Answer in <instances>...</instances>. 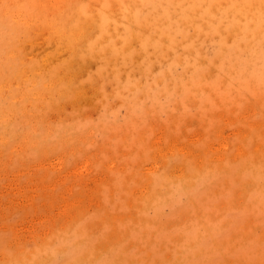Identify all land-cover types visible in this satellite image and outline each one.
Instances as JSON below:
<instances>
[{
    "label": "rangeland",
    "instance_id": "1",
    "mask_svg": "<svg viewBox=\"0 0 264 264\" xmlns=\"http://www.w3.org/2000/svg\"><path fill=\"white\" fill-rule=\"evenodd\" d=\"M48 1H1L0 264H264V202L250 197L257 178L244 170L234 175L227 163L240 168L250 156L264 166V46L247 44L259 37L240 41L243 31L219 30L209 14L180 20L168 11L161 15L167 32L154 24L130 32L123 0H81L112 15H100L81 52L70 56L57 33L62 17L54 12L58 8L49 10ZM63 1L59 11L76 0ZM159 5L150 0L141 18L156 19ZM224 39L227 48L219 50ZM190 169L201 173L186 193L171 180L190 186ZM161 172L168 175L166 187L154 192V176Z\"/></svg>",
    "mask_w": 264,
    "mask_h": 264
},
{
    "label": "bare ground",
    "instance_id": "2",
    "mask_svg": "<svg viewBox=\"0 0 264 264\" xmlns=\"http://www.w3.org/2000/svg\"><path fill=\"white\" fill-rule=\"evenodd\" d=\"M2 0H0V9L2 10V9H4V4L1 2ZM19 1V0H18ZM63 0H49L48 2H46V5L47 6H50L49 7V10H51L52 12L55 10L54 8H58V12L56 13V10L54 11L55 12V14H58V16H60V17H62V18H60V19H58L57 17V20H56V18H55V20H56V23L58 24L57 26H56V28L58 29V36H59V41L62 43L63 41H65V45H67L68 47H70L69 48V51L70 50H72V52L70 53L71 55L70 56H73V54L75 53V54H78V53H80L81 52V50H82V48L80 47V45H82L81 44V42H82V40L83 39H85L86 38V35H89L88 33L92 30V25L95 23V22H99L100 21V19H101V17H99L100 15H103V14H105V12L107 13V15L109 16L110 15V12L108 11H106V10H104V9H101L100 8V10H97V9H95V8H93V7H91V8H87V6H83V5H81V0H76L75 1V4L73 5V6H71V8H70V10H67V11H62V10H60L59 11V5H60V3L62 2ZM150 0H123V13H125V15H126V18H125V21H124V25H125V28L126 29H128L130 32H132V31H134V30H137V29H140V30H144L143 28H145L146 26H148V25H150V24H154V26L155 27H157L158 29H160L161 31H163V30H165V26H167L168 25V22H165V21H163V19L164 18H161V17H163V16H161L162 14H165V13H163V12H166V11H168V12H170V13H172V12H174V13H176L178 16H179V18H180V20H186L185 18L187 17V18H189V17H193L194 15H197L198 16V14L199 13H206V14H209L210 16H211V18H214V19H216L215 21H214V24L217 26V27H220V29L219 30H221V29H225V28H228V27H233V29L231 30L232 32L234 31V32H236V31H240V32H242V33H239L240 35H241V37L242 38H240V41H243L244 40V38H249V37H253V36H256V37H259L258 39H256L255 41H249V43H247V44H249L248 46H254L255 47V45H257L259 42H262V46H264V0H158V2L160 3V5H159V7L157 8V10L159 9V12L160 13H158L157 12V18L156 19H154V20H149L148 18L146 19V21H144L141 17V14L143 15V13L145 12V10H144V6L149 2ZM5 2V1H4ZM43 2V1H42ZM41 2V3H42ZM45 2V1H44ZM64 2V1H63ZM96 2V1H95ZM10 3H12L11 2V0H10ZM40 3V4H41ZM73 3V2H72ZM83 3V2H82ZM85 3V2H84ZM13 4H15L14 2H13ZM94 4V3H93ZM24 5H26V4H24ZM42 5V4H41ZM40 5V6H41ZM90 5H92V4H90ZM90 5L88 6V7H90ZM96 5H98V4H96ZM115 5V4H114ZM14 6V5H13ZM117 6V5H116ZM37 9V8H36ZM146 9V8H145ZM1 10H0V12H1ZM7 10V9H6ZM38 10H40V9H38ZM45 10H47V9H45ZM115 10V9H114ZM117 10H118V8H117ZM3 11V10H2ZM22 11H24L23 9H22ZM42 11V10H41ZM48 11V10H47ZM112 11H113V9H112ZM10 12V11H9ZM12 12V11H11ZM33 12V11H32ZM46 12V11H45ZM49 12V11H48ZM115 12H116V10H115ZM3 13H5V11L3 12ZM15 13V12H14ZM18 13V12H17ZM22 13V12H21ZM36 13V12H35ZM51 13V12H50ZM99 13V14H98ZM152 13H154V12H152ZM151 13V14H152ZM16 14V13H15ZM47 14V13H46ZM49 14V13H48ZM52 14V13H51ZM54 14V13H53ZM45 15V14H44ZM112 15V14H111ZM110 15V16H111ZM118 15V14H117ZM29 16H30V14H29ZM29 16H27V19L29 18ZM43 16V15H42ZM47 16H50V14L49 15H47ZM53 16V15H52ZM115 16V15H114ZM189 16V17H188ZM208 16V15H207ZM5 17V16H4ZM13 17H15V16H13ZM17 17H20V18H22V14H18V16ZM127 17H128V19H127ZM166 17H168V18H170V16H166ZM174 17V16H173ZM227 17V18H226ZM2 18V17H1ZM32 18H34L33 16H32ZM117 18V17H116ZM161 18V19H160ZM195 18H196V16H195ZM198 18V17H197ZM208 18V17H207ZM206 18V19H207ZM211 18H209L210 20H211ZM226 18V22H227V25L225 26V27H223V24L221 23V19H225ZM260 18L261 20H258V19ZM5 19V18H4ZM39 20H40V18H38ZM118 19V18H117ZM127 19V20H126ZM205 19V20H206ZM30 20L31 19H29L27 22H30ZM36 19H34V21H35ZM50 20V19H49ZM54 20V19H53ZM121 20V19H120ZM189 20V19H188ZM192 20H194V19H192ZM250 20H256L255 22L253 21V22H251ZM18 21V20H17ZM20 21V20H19ZM48 21V20H47ZM201 22H202V20H200ZM7 22V21H6ZM10 22V21H9ZM22 22V21H21ZM32 22V21H31ZM61 22V23H60ZM181 22V21H180ZM179 22V23H180ZM205 22V21H204ZM16 23V22H15ZM51 23V22H50ZM50 23H46V25L48 24V26H49V24ZM174 23V22H173ZM184 25H186V22L184 21ZM188 23V22H187ZM196 23V22H195ZM194 23V24H195ZM40 24V23H39ZM54 24H55V22H54ZM101 24H102V22H101ZM183 24V23H182ZM193 24V25H194ZM5 25H7V24H5ZM32 25V24H31ZM36 25H37V30L38 29H40V28H38V24L36 23ZM41 25V24H40ZM192 25V26H193ZM197 25H199V24H197ZM203 25H204V23H203ZM206 25V24H205ZM1 26V25H0ZM25 26V25H24ZM33 26V27H34ZM94 26V25H93ZM110 26V25H109ZM181 26V25H180ZM6 27V26H5ZM29 27V26H28ZM32 27V28H33ZM40 27V26H39ZM95 27V26H94ZM118 27V26H117ZM173 27V26H172ZM223 27V28H222ZM22 28V27H21ZM31 28V27H30ZM52 28V27H51ZM50 28V29H51ZM55 28V27H54ZM119 28V27H118ZM117 28V29H118ZM185 28H186V26H185ZM190 28H191V26H190ZM13 29V28H12ZM50 29H49V31H50ZM148 29H150V27L148 28ZM154 29H156V28H154ZM203 29H205V28H203ZM17 30V29H16ZM15 30V31H16ZM23 30V29H22ZM21 30V31H22ZM37 30H36V32H37ZM40 30H42V29H40ZM39 30V31H40ZM46 30V29H45ZM53 30V29H52ZM151 30V29H150ZM0 31H1V29H0ZM6 31V30H5ZM9 31V30H8ZM32 31H35V30H32ZM31 31V33H33ZM93 31V30H92ZM94 31H96V30H94ZM108 31H110V30H108ZM149 31V30H148ZM166 31V30H165ZM195 31V30H194ZM203 31V30H202ZM46 32V31H45ZM119 32V31H118ZM167 32V31H166ZM171 32H173V31H171ZM231 32V33H232ZM246 32V33H245ZM35 33V32H34ZM53 33V32H52ZM51 33V34H52ZM56 33V32H55ZM96 33V32H95ZM111 33H114L113 31L111 32ZM117 33V32H116ZM122 33V32H121ZM194 33V32H193ZM192 33V34H193ZM20 34H23V32L22 33H20ZM44 34V33H43ZM50 34V35H51ZM91 34V33H90ZM134 34V33H133ZM132 34V36H134ZM233 34V33H232ZM16 35H18V34H16ZM46 35H48V34H46ZM94 35V34H93ZM93 35H91V37L93 36ZM111 35H113V34H111ZM111 35H108V36H111ZM115 35V34H114ZM189 35V34H188ZM22 36V35H21ZM56 35H53V37H55ZM104 35H102V37H103ZM140 35H138V37H139ZM143 36H144V34H143ZM142 36V37H143ZM163 36V35H162ZM187 36V35H186ZM189 36H191V35H189ZM188 36V37H189ZM217 36V35H216ZM229 36V35H228ZM13 37V36H12ZM64 37V38H63ZM82 37V38H81ZM89 37H90V35H89ZM89 37H88V39H89ZM107 37V36H106ZM105 36L103 37V39L104 38H106ZM166 37V36H165ZM170 38V36H169V32H168V35H167V38ZM192 37H193V35H192ZM27 38V37H26ZM26 38H24V39H26ZM41 38V37H40ZM44 38V37H43ZM46 38V37H45ZM81 38V39H80ZM176 38H178L177 36H176ZM1 39V38H0ZM87 39V38H86ZM133 39H134V37H133ZM171 39L172 38H170L169 39V41H171ZM45 40V39H44ZM55 39H53V41H54ZM57 40H58V38H57ZM90 40V39H89ZM152 40V39H151ZM168 40V39H167ZM187 40V39H186ZM248 40H250V39H248ZM39 41V40H38ZM52 41V42H53ZM85 41V40H84ZM86 41H88V40H86ZM104 41H105V39H104ZM134 41V40H133ZM165 41V40H164ZM185 41V40H184ZM228 41V40H227ZM1 42V41H0ZM30 42V41H29ZM32 42H34V41H32ZM40 42L42 43V41H41V39H40ZM45 41H43V43H44ZM55 42V41H54ZM57 42V41H56ZM79 42V43H78ZM101 42V41H100ZM99 42V43H100ZM120 41H118V43H119ZM177 42H178V40H177ZM220 42L221 43H217L218 44V46H219V50H222V49H226L227 48V42H226V39H224L223 41H221L220 40ZM28 43V42H27ZM31 43V42H30ZM35 43V42H34ZM91 43V42H90ZM90 43H88V45H90ZM102 43V42H101ZM117 43V44H118ZM183 43V42H182ZM4 44V43H3ZM2 44V45H3ZM20 44V43H19ZM63 44V43H62ZM79 44V45H78ZM98 44V43H97ZM128 44V43H127ZM132 44V43H131ZM130 44V45H131ZM239 45H240V43H238ZM260 44V43H259ZM1 45V44H0ZM54 45V44H53ZM85 45V44H84ZM135 45V44H134ZM178 45V44H177ZM20 46V45H19ZM44 46V45H43ZM55 46H56V44H55ZM54 46V47H55ZM64 46V45H63ZM132 46V45H131ZM176 46V45H175ZM174 46V47H175ZM194 46V45H193ZM229 46H233V45H229ZM26 47V46H25ZM24 47V48H25ZM45 47V46H44ZM53 47V46H52ZM89 47H91V46H89ZM129 47V46H128ZM137 47V46H136ZM243 47V46H242ZM244 47H246V45H244ZM60 48V47H59ZM94 48H96V47H94ZM124 48V47H123ZM126 48V47H125ZM232 48V47H231ZM248 48H250V47H248ZM259 48V47H258ZM26 49V48H25ZM24 49V50H25ZM27 49H28V46H27ZM47 50H49L48 48H46ZM46 49H45V51H46ZM53 49H55V48H53ZM60 49H65V51H67L66 50V48H65V46H64V48H60ZM109 49V47L107 48V53H108V50ZM129 49V48H128ZM140 49V48H139ZM143 49H144V46H143ZM164 49V48H163ZM244 49H246V48H244ZM18 50V49H17ZM33 50H35V49H33ZM38 50H39V48H38ZM79 50H80V52H79ZM126 50V49H125ZM165 50V49H164ZM191 51H192V49H190ZM255 50H256V48H255ZM37 51V50H36ZM94 51V50H93ZM178 51H180V49L178 50ZM182 51V50H181ZM180 51V52H181ZM237 51V53H238V50H236ZM242 51V50H241ZM245 51V50H244ZM252 51H253V49H252ZM15 54H17L18 52L16 51V49H15ZM14 52H12V54L14 53ZM17 52V53H16ZM34 52V51H33ZM42 52V51H41ZM101 52V51H100ZM188 52H189V50H188ZM227 51H225L224 53H226ZM243 52V51H242ZM248 52V51H247ZM60 53H61V51H60ZM59 53V54H60ZM63 53V52H62ZM66 53V52H65ZM64 53V54H65ZM183 53V52H182ZM192 52H190V54H191ZM211 53V52H210ZM235 53V52H234ZM253 53V52H252ZM258 53H259V50H258ZM1 54V53H0ZM12 54H10L11 56V58H12ZM34 54V53H33ZM37 54V53H36ZM35 54V55H36ZM45 54H47V51H46V53ZM95 54V53H94ZM184 54V53H183ZM183 54H181V55H183ZM194 54V53H193ZM243 54H245V53H243ZM255 54V53H254ZM253 54V55H254ZM35 55H33V56H35ZM67 56L69 55L68 54V51H67V54H66ZM66 55H64L65 57H66ZM135 55H137V54H135ZM142 55H143V53H142ZM223 55V54H222ZM248 55V54H247ZM250 55H252V54H250ZM252 55V57H254ZM261 55V54H260ZM259 55V56H260ZM1 56V55H0ZM2 56H4V55H2ZM9 56V55H8ZM7 56V57H8ZM18 56V55H17ZM16 56V57H17ZM37 56V55H36ZM46 57H47V55H45ZM58 56V55H57ZM57 56H54V57H57ZM60 56V55H59ZM75 56V55H74ZM94 56V55H93ZM193 56V55H192ZM212 57H213V55H211ZM242 56V55H241ZM240 56V57H241ZM256 56V55H255ZM258 56V57H259ZM262 56H264V52H263V55ZM25 57V56H24ZM65 57H63V58H65ZM77 57V56H76ZM135 57V56H134ZM133 57V58H134ZM138 57V56H137ZM179 57V56H178ZM217 58H218V56H216ZM216 57H215V61H216ZM223 57V56H222ZM225 57V56H224ZM233 57V56H232ZM248 57H249V55H248ZM22 58V57H21ZM31 58V57H30ZM45 58V57H44ZM59 58V57H58ZM58 58H56V59H58ZM139 58V57H138ZM176 58V57H175ZM182 58V57H181ZM180 58V59H181ZM219 58H221V57H219ZM264 58V57H263ZM8 59V58H7ZM17 59H19V56L16 58V62H17ZM23 59V58H22ZM28 59V58H27ZM51 59H52V57H51ZM50 59V60H51ZM55 59V61H54V63H57V62H59V60L60 59H62V57H60V59H58V61ZM88 59V58H87ZM113 59V58H112ZM183 59V58H182ZM189 59H191V58H189ZM232 59V58H231ZM234 59V58H233ZM253 59H256V58H253ZM26 60V59H25ZM36 60V59H35ZM46 60V59H45ZM44 60V61H45ZM48 60H49V58H48ZM63 60V59H62ZM74 61V59H71L70 60V64ZM119 60H120V57H119ZM198 60H200V59H198ZM204 60V59H203ZM260 60V59H259ZM262 60V59H261ZM264 60V59H263ZM10 61V60H9ZM12 61V60H11ZM10 61V62H11ZM44 61H40V62H43L44 63ZM72 61V62H71ZM87 61V60H86ZM89 62H91L90 60H88ZM104 61H106V60H104ZM114 61V60H113ZM116 61V60H115ZM135 61H137V60H135ZM135 61H134V63H135ZM177 61V60H176ZM180 61V60H179ZM230 61V60H229ZM250 61H251V59H250ZM250 61H249V63L248 64H250ZM3 62V61H2ZM2 62H0V63H2ZM24 62V61H23ZM48 62V61H47ZM109 62V61H108ZM117 62V61H116ZM115 62V63H116ZM188 62V61H187ZM214 62V61H213ZM219 62V61H218ZM245 62V61H244ZM247 62V61H246ZM29 63V62H28ZM50 63H52V62H50ZM76 63V62H75ZM86 63V62H85ZM110 64H111V62H109ZM118 63V62H117ZM134 63H131V64H134ZM138 63V62H137ZM137 63H135L134 65H136ZM180 63V62H179ZM202 63V62H201ZM258 63H260V62H258ZM20 64L21 63H19V65H18V68H19V72H20V70H21V68H20ZM69 64V65H70ZM79 64H82V63H79ZM88 63H86V65H87ZM91 64H93V63H91ZM104 64V63H103ZM109 64V65H110ZM217 64V63H216ZM228 64V63H227ZM231 64V63H230ZM235 64V63H234ZM237 64V63H236ZM252 64V63H251ZM8 65V64H7ZM10 65H11V63H10ZM44 65H46V64H44ZM68 65V66H69ZM72 65V64H71ZM85 65V64H84ZM83 65V66H84ZM89 65V64H88ZM94 65H96V64H94ZM93 65V66H94ZM114 65V64H113ZM212 65H214V63L212 64ZM223 65V64H222ZM35 66V65H34ZM46 66H48V65H46ZM52 66V65H51ZM50 66V67H51ZM65 66V65H64ZM80 66V65H79ZM121 66V65H120ZM124 66V65H123ZM139 66V65H138ZM143 66V65H142ZM146 66H148V65H146ZM169 66V65H168ZM221 66V65H220ZM233 66V65H232ZM232 66H231V68H232ZM238 66H239V64H238ZM238 66H237V68H238ZM248 66V65H247ZM246 66V67H247ZM249 66H251V65H249ZM248 66V67H249ZM253 67H254V65H252ZM11 67H13V65L11 66ZM17 67V66H16ZM49 67V68H50ZM77 67V66H76ZM88 67V66H87ZM92 67V66H91ZM129 67H130V65H129ZM139 67H141V66H139ZM179 67V66H178ZM198 67V66H197ZM228 67V66H227ZM234 68L236 67V66H233ZM240 67L241 66H239V68L238 69H240ZM258 67V66H257ZM5 68V67H4ZM15 67H13V69H14ZM44 68V67H43ZM46 68V67H45ZM75 68V67H74ZM80 68H82V67H80ZM134 68H136V67H133L132 69H134ZM142 68V67H141ZM173 68V67H172ZM216 68H219V67H216ZM226 68V67H225ZM230 68V69H231ZM11 69V68H10ZM48 69V68H47ZM62 69V68H61ZM66 69H68V68H66ZM84 69H88V68H84ZM121 68H119V70H120ZM123 69V68H122ZM121 69V70H122ZM139 69V68H138ZM174 69V68H173ZM207 69V68H206ZM257 69V68H256ZM37 70V69H36ZM44 70V69H43ZM50 71H52L51 70V68L49 69ZM71 70H73V68L71 69ZM79 70V69H78ZM109 70V69H108ZM115 69H113V71H114ZM125 70H126V68H125ZM180 70V69H179ZM220 70V69H219ZM223 70H224V68H223ZM232 70V69H231ZM235 70H236V68H235ZM244 70V69H243ZM242 70V71H243ZM245 70H247L246 68H245ZM262 70V69H261ZM23 71H26V70H24L23 69ZM59 71H61V70H59ZM77 71V70H76ZM80 72H82L83 70H79ZM87 71V70H86ZM112 71V72H113ZM116 71V70H115ZM126 71H128V68H127V70ZM133 71H138V70H133ZM174 71V70H173ZM207 71V70H206ZM222 71V70H221ZM230 71V70H229ZM58 71H56V73H57ZM67 72V71H66ZM125 72V71H124ZM210 72V71H209ZM232 73H233V71H231ZM230 72V73H231ZM239 72V71H238ZM0 73H2L1 71H0ZM10 73V72H9ZM14 73H15V71H14ZM26 73V72H25ZM38 73H40V72H38ZM43 73V72H42ZM46 73H48V72H46ZM45 73V74H46ZM71 73V72H70ZM89 73V72H88ZM142 73V72H141ZM146 73V72H145ZM151 73V72H150ZM176 73V72H175ZM182 73V72H181ZM208 73V72H207ZM217 73H218V71H217ZM227 73V72H226ZM235 73V72H234ZM240 73V72H239ZM242 73V72H241ZM247 73V72H246ZM28 74V73H27ZM35 74V73H34ZM68 74V73H67ZM77 74V73H76ZM85 74H86V72H85ZM84 73H83V75H85ZM90 74V73H89ZM131 74H132V72H131ZM136 74H139L138 72L136 73ZM198 74V73H197ZM210 74V73H209ZM222 74V73H221ZM225 74V73H224ZM243 74V73H242ZM241 74V75H242ZM254 74V73H253ZM17 75V74H16ZM26 75V74H25ZM25 75L24 76H22L23 77V80H25L24 79V77H25ZM35 75H37V74H35ZM39 75V74H38ZM61 75H63V74H61ZM70 75V74H69ZM68 75V76H69ZM73 75H74V72H73ZM71 76L70 75V78L71 77H75V76ZM81 75V77H83L82 76V74H80ZM123 75V74H122ZM133 75V74H132ZM134 75H135V73H134ZM173 75V74H172ZM177 75H178V73H177ZM208 75V74H207ZM228 75H229V72H228ZM232 75V74H231ZM237 75V74H236ZM236 75H235V77H236ZM239 75V74H238ZM45 77H47L46 75H44ZM58 76H59V74H58ZM78 76V75H77ZM88 76V75H87ZM96 76V75H95ZM95 76H94V79H95ZM123 76H125V73H124V75ZM122 76V78H124ZM226 76V75H225ZM230 76V75H229ZM229 76H227V78L229 77ZM13 77V76H12ZM105 77V76H104ZM173 77V76H172ZM176 77V76H175ZM211 77H213V76H211ZM16 78V77H15ZM36 78V77H35ZM34 78V79H35ZM62 78V77H61ZM65 78H66V76H65ZM67 78H69V77H67ZM65 79V80H63L65 83H66V86H67V84H68V86H69V82L70 81H68V79ZM69 78V79H70ZM179 78H180V74H179ZM205 78V76H204V71L202 70V74H201V79H204ZM219 78H221V77H219ZM231 78V77H230ZM234 78V77H233ZM22 79V78H21ZM20 79V80H21ZM28 79V78H27ZM63 79V78H62ZM78 79H80V77L79 78H77V80ZM102 79V78H101ZM182 79V78H181ZM200 79V78H199ZM222 79H226V78H224V76L222 77ZM221 79V80H222ZM262 79V78H261ZM15 80V79H14ZM19 80V81H20ZM54 80H55V78H54ZM60 81H61V79H59ZM75 80H76V78H75ZM124 80V79H123ZM205 80H206V78H205ZM255 80V79H254ZM6 81V80H5ZM18 81V80H17ZM28 81H31V79L30 80H28ZM34 82H35V80H33ZM37 81V80H36ZM43 81V80H42ZM84 81V80H83ZM92 81V80H91ZM90 81V82H91ZM126 81V80H125ZM128 81V80H127ZM172 81V80H171ZM223 81V80H222ZM227 81V80H226ZM249 81H251V80H249ZM253 81V80H252ZM251 81V82H252ZM258 81V80H257ZM7 82V81H6ZM52 82V81H51ZM50 82V83H51ZM55 81H53L52 83H54ZM57 82H58V80H57ZM73 82H75L74 80H73ZM131 82V81H130ZM173 82V81H172ZM225 82V81H224ZM234 82V81H233ZM237 82V81H236ZM256 82V81H255ZM259 82V81H258ZM257 82V83H258ZM260 82H262V81H260ZM4 83V82H3ZM14 83V82H13ZM12 83V84H13ZM22 83V82H21ZM20 83V84H21ZM38 83V82H37ZM36 83V84H37ZM46 83V82H45ZM51 83V84H52ZM86 83H89V82H86ZM86 83H85V85H86ZM93 84L95 83V82H92ZM177 83V82H176ZM181 83V82H180ZM238 83V82H237ZM241 83V82H240ZM257 83H255V85H257ZM0 84H2V83H0ZM15 84V83H14ZM18 84V83H17ZM54 84H57V83H54ZM92 84V85H93ZM246 84V83H245ZM248 84V83H247ZM250 84V83H249ZM261 84V83H260ZM6 85H7V83H6ZM19 85V84H18ZM32 85V84H31ZM47 85V84H46ZM50 85V84H49ZM49 85H47V86H49ZM80 85H82V84H80ZM179 85V84H178ZM181 85V84H180ZM179 85V86H180ZM254 85V84H253ZM1 86V85H0ZM5 86V85H4ZM8 86H9V84H8ZM22 85H20V87H21ZM52 86V85H51ZM54 86V85H53ZM79 86V85H78ZM178 86V87H179ZM50 87V86H49ZM84 87V86H83ZM91 88L93 87V86H90ZM97 87H98V85H97ZM144 87V86H143ZM9 88V87H8ZM22 88V87H21ZM28 88H31L30 86L28 87ZM48 88V87H47ZM55 88V87H54ZM66 88V87H65ZM74 88V87H73ZM81 88V87H80ZM86 88V86L84 87V89ZM153 88V87H152ZM250 88V87H249ZM2 89V88H1ZM5 88H3V90H4ZM24 89V88H23ZM32 89V88H31ZM62 89H64V88H62ZM61 89V90H62ZM77 89H79V88H77ZM83 89V88H82ZM143 89V88H142ZM149 89V88H148ZM7 90H9V89H7ZM49 90H51V89H49ZM61 90L59 91L58 90V92L60 93L61 92ZM73 90V89H72ZM76 90V89H75ZM86 90V89H85ZM84 90V91H85ZM6 91V90H5ZM23 91V90H22ZM21 90H20V92H22ZM57 91V90H56ZM67 91V90H66ZM65 91V92H66ZM74 91V90H73ZM79 91V90H78ZM87 92H88V90H86ZM90 91V90H89ZM140 91V90H139ZM155 91V90H154ZM17 92H18V90H17ZM38 92L39 91H36V93L38 94ZM41 92V91H40ZM50 92V91H49ZM48 92V93H49ZM52 92H53V90H52ZM57 92V93H58ZM63 93V94H68L67 92L66 93ZM70 92V91H69ZM80 93L82 92V90L81 91H79ZM86 92V93H87ZM99 92V91H98ZM1 93V92H0ZM16 93V92H15ZM23 93H24V91H23ZM32 93V92H31ZM30 93V94H31ZM41 93H43V92H41ZM45 93V92H44ZM47 93V92H46ZM45 93V94H46ZM78 93V92H77ZM79 93V94H80ZM83 94H84V96H85V92H82ZM176 93V92H175ZM9 93H7V95H8ZM26 94L28 95L29 93L28 92H26ZM33 94V93H32ZM44 94V95H45ZM55 94V93H54ZM60 94H62V93H60ZM62 94V95H63ZM88 94H91V93H88ZM149 94H150V92H149ZM3 95V94H2ZM16 95V94H15ZM50 95V94H49ZM75 95H76V93H75ZM87 95V94H86ZM18 96H20V99H18L17 97H15L16 99H18V102H20L21 101V95L19 94ZM39 96H41L40 94H39ZM52 96H54V95H52ZM81 96H83L82 94H81ZM93 96V95H92ZM10 97V96H9ZM23 97V96H22ZM28 97V96H27ZM61 97V96H60ZM65 97H67V96H65ZM77 97L79 98L80 96H78V94H77ZM31 98H33V97H31ZM35 98H37V95L35 96ZM40 98V97H39ZM43 98H45V97H43ZM51 98V97H50ZM55 98V97H54ZM64 98V97H63ZM76 98V97H75ZM85 98V97H84ZM90 98V96L88 97V99ZM8 99V98H7ZM15 99V100H16ZM30 99V98H29ZM34 99V98H33ZM33 99H30V100H33ZM38 99V98H37ZM53 99V97L51 98V100ZM59 99H61V98H59ZM71 99V98H70ZM91 99V98H90ZM90 99H89V101H90ZM9 100V99H8ZM20 100V101H19ZM24 100V99H23ZM27 100V99H26ZM40 100H42L41 98H40ZM54 100V99H53ZM52 100V101H53ZM73 100V99H72ZM75 100V99H74ZM1 101V100H0ZM13 101H14V99H13ZM43 101V100H42ZM41 101V102H42ZM52 101H49L50 103H52ZM3 102V101H2ZM10 101H8L7 103H9ZM40 102V104H42ZM44 102V101H43ZM54 102H56V101H54ZM7 103H5V105L7 104ZM30 102H29V100H28V103H27V105L29 104ZM145 103V102H144ZM148 103V102H147ZM18 104V103H17ZM17 104H15V105H17ZM37 104H39V103H37ZM39 104V105H40ZM48 104V103H47ZM56 104V103H55ZM14 105V104H13ZM22 105V104H21ZM20 105V106H21ZM43 105V104H42ZM41 105V106H42ZM44 105H46V104H44ZM50 105V104H49ZM8 106H10V103H9V105ZM40 106V107H41ZM50 106H55L54 105V103H53V105H50ZM75 106V105H74ZM143 106H144V104H143ZM146 106H147V104H146ZM145 106V107H146ZM189 106V105H188ZM5 107V106H4ZM18 107V106H17ZM28 107H30V106H28ZM28 107H26V110H27V108ZM32 108V107H31ZM1 109V108H0ZM11 109H13V108H11ZM11 109H10V111H11ZM35 109H37V107L35 108ZM39 109V108H38ZM37 109V110H38ZM44 109H45V107H44ZM141 109V108H140ZM147 110H148V108H146ZM195 109V108H194ZM43 110V109H42ZM49 110V109H48ZM138 110V109H137ZM146 110V111H147ZM8 111V110H7ZM6 110L5 111H2V112H7ZM15 112V111H14ZM23 112V111H22ZM22 112L20 113V114H22ZM24 112H25V110H24ZM24 112H23V114H24ZM8 113V112H7ZM18 113V114H19ZM26 113H28V112H25V114ZM30 113H32V112H30ZM30 113H28L29 115H31L32 116V114H30ZM42 113V112H41ZM1 114V113H0ZM10 114V113H9ZM17 114V115H18ZM37 114V113H36ZM35 113H34V115H36ZM5 115V114H4ZM14 114H13V110H12V116H13ZM16 115V116H17ZM28 115V116H29ZM8 116V115H7ZM15 116V115H14ZM26 116V115H25ZM6 118V117H5ZM12 118V117H11ZM11 118H9V119H11ZM32 118V117H31ZM34 119V118H33ZM31 120V119H30ZM2 121V120H1ZM9 121V120H8ZM8 121H7V123H8ZM10 121H12V120H10ZM2 124H4V123H2ZM7 125V124H6ZM4 126V125H3ZM6 129H7V127H6ZM13 129H15V128H13ZM5 130V129H4ZM8 130V129H7ZM9 131H11V130H9ZM8 131V132H9ZM7 132V131H6ZM263 138H264V136H263ZM260 142H261V140H260ZM264 144V143H263ZM176 145H177V143H176ZM206 157V159H207V161H210L211 160V163H213L214 162V160L215 159H212L211 157H209V156H205ZM243 163H241L240 165H241V167L240 168H237L236 166L234 167L233 165H232V163L231 162H227V163H229V164H231V166H229V168H230V171L231 172H233L234 173V175L235 174H238V173H240V174H244V173H242V170H244L246 173H248V174H251L252 176H256V178H257V181H256V183L254 184V186H253V189L255 190L252 194H251V196L250 197H252V198H254V197H256V200H254V201H256V202H259V203H263L264 202V166L262 165V167H259L258 166V164L255 162V159L254 158H252V157H250V156H247V157H245V158H243ZM226 166H224L223 167V169L225 168ZM227 169V168H226ZM222 172V171H221ZM200 171L198 172V170L196 171V170H192L191 171V169H190V172H188L187 173V176L189 175L191 178H192V180H191V185L189 186V184L187 183V182H184V181H180V182H178V180L177 179H172L171 181H173V182H175L179 187H181L182 189H183V191L184 192H186V193H189V192H191L192 190L190 189V188H193V187H195L196 186V181H197V178H198V176L200 175ZM203 174V173H202ZM208 175V174H207ZM213 175H214V173H213ZM245 175H247V174H245ZM167 173L166 172H161V173H159V174H156L155 176H154V178H155V180H154V184L152 185V190H154V192H157L158 191V189H160V185H164L166 182H165V179L167 178ZM187 176H185L184 178H187ZM208 176H212V173H210V175H208ZM174 177V176H173ZM175 178V177H174ZM210 178H212V177H210ZM199 179V178H198ZM170 181V180H169ZM172 184V183H171ZM170 184V185H171ZM175 184V185H176ZM174 185V186H175ZM160 186V187H159ZM155 187V188H154ZM159 187V188H158ZM164 187H166V185H164ZM156 188H158V189H156ZM168 188V187H167ZM180 189V188H179ZM181 189V190H182ZM161 190H164L163 188L161 189ZM161 190H160V192H161ZM167 190V189H166ZM170 190V189H169ZM168 191V190H167ZM180 191V190H179ZM164 193V192H163ZM162 193V194H163ZM166 193V192H165ZM160 194V193H159ZM167 194V193H166ZM173 196V195H172ZM185 196H187V195H185ZM168 200H171V199H168ZM166 201H167V197H166ZM161 202V201H160ZM168 202V201H167ZM156 203V202H155ZM159 206V205H158ZM200 234V233H199ZM199 236V235H198ZM200 238V237H199ZM67 243H68V241H66ZM56 248V247H55ZM58 248V247H57ZM56 248V249H57ZM59 248H60V246H59ZM55 249V250H56ZM58 251V250H57ZM56 251V252H57ZM60 251H64V248L62 249V247H61V250ZM55 252V251H54ZM62 253V252H61ZM63 255V254H62Z\"/></svg>",
    "mask_w": 264,
    "mask_h": 264
}]
</instances>
